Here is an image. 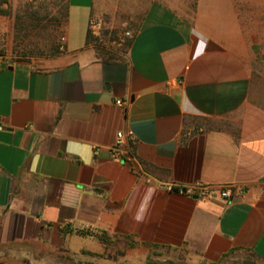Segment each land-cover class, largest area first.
Instances as JSON below:
<instances>
[{
    "label": "crops",
    "instance_id": "0c3cea01",
    "mask_svg": "<svg viewBox=\"0 0 264 264\" xmlns=\"http://www.w3.org/2000/svg\"><path fill=\"white\" fill-rule=\"evenodd\" d=\"M108 14L106 0H67L59 54L0 57V264L100 255L99 234L129 259L159 248L216 262L243 249L264 263L258 54L216 27L212 7L191 21L152 1L113 31ZM198 185L245 191L224 203L177 190Z\"/></svg>",
    "mask_w": 264,
    "mask_h": 264
},
{
    "label": "rangeland",
    "instance_id": "374dc122",
    "mask_svg": "<svg viewBox=\"0 0 264 264\" xmlns=\"http://www.w3.org/2000/svg\"><path fill=\"white\" fill-rule=\"evenodd\" d=\"M152 1L162 2L191 21L200 9L212 7L217 13L216 27L243 36L258 54L264 71V0H106L110 14L101 17L106 29L136 24ZM65 3L66 0H0V57L42 59L59 54ZM107 239V248L100 255L44 251L36 264H147L148 260L153 264H264L243 249H232L216 262H207L187 249L159 248L129 259L121 240Z\"/></svg>",
    "mask_w": 264,
    "mask_h": 264
},
{
    "label": "built area",
    "instance_id": "2783aa9c",
    "mask_svg": "<svg viewBox=\"0 0 264 264\" xmlns=\"http://www.w3.org/2000/svg\"><path fill=\"white\" fill-rule=\"evenodd\" d=\"M126 36H129V32L125 33ZM62 43L64 41V37L61 38ZM117 105L122 106V101L120 100H116L115 102ZM0 128H1V124H0ZM125 143H126V135L124 133H118L114 146L110 149V153L112 155V157L114 158H122L123 155L126 153L125 150ZM179 193L184 194L186 196L191 197L192 195H194L196 193V191H198L199 195L202 198H207L208 196H210V194H212L214 191L216 193V197L223 201L224 203L229 202L232 198L233 195L236 192H240L243 193L245 190L244 189H236L233 186H224V187H218L217 189H214L210 186H206V185H198L195 187H191V188H178L177 189Z\"/></svg>",
    "mask_w": 264,
    "mask_h": 264
},
{
    "label": "trees",
    "instance_id": "16d2710c",
    "mask_svg": "<svg viewBox=\"0 0 264 264\" xmlns=\"http://www.w3.org/2000/svg\"><path fill=\"white\" fill-rule=\"evenodd\" d=\"M66 8H67V0H66V3H65V6H64V21L66 19ZM96 237L98 238V240H100L101 242L103 243H106L108 241L107 237L103 234H99V235H96ZM249 251V250H248ZM251 252V251H250ZM252 253V252H251ZM253 254V253H252ZM226 254H223L221 257L225 256ZM254 255V254H253ZM255 256V255H254ZM147 264H153L152 261L148 260L147 261Z\"/></svg>",
    "mask_w": 264,
    "mask_h": 264
}]
</instances>
